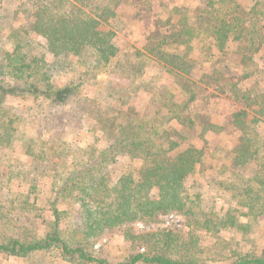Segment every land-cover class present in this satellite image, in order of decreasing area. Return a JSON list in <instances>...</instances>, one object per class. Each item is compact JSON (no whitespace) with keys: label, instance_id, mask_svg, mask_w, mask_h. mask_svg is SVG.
Masks as SVG:
<instances>
[{"label":"trees","instance_id":"1","mask_svg":"<svg viewBox=\"0 0 264 264\" xmlns=\"http://www.w3.org/2000/svg\"><path fill=\"white\" fill-rule=\"evenodd\" d=\"M14 1L0 0V6ZM27 1L32 9L26 27L0 29V264L35 257L53 264H212L198 253L197 233L213 231L215 221L201 210L199 195L194 200L184 196L186 182L204 165L205 150L183 143L186 133L170 124L197 128V140L220 134L223 127L199 120L196 112L185 116L176 111L187 110L207 89L238 106L231 115L238 139L226 153L228 176L219 182L232 194L234 208L218 218L220 227L229 235L248 236L256 225H264V92L255 86L264 64L254 65L257 58L264 60L261 0H254L246 15L234 11L239 0L172 1L158 14L167 20L159 19L160 28L149 32L144 52L137 51L133 63L120 56L110 32L103 30L118 19L125 0ZM36 38L44 41L45 53L36 52ZM188 42L207 47L212 66L222 63L223 70L205 69ZM233 44L237 59L230 56ZM142 58L173 79L149 104L157 110L143 114L132 107L133 98L118 95L113 86L117 77L144 74ZM248 66L253 70L244 76L232 74V67ZM68 75L74 78L61 83ZM178 78L187 83L180 86ZM98 81L103 98L96 93ZM177 95L184 97L183 104ZM26 96L37 103L41 99L49 109L7 105L9 97ZM86 123L93 125V140L82 145L79 130L74 133L71 127ZM121 155L141 166L112 182L108 164ZM16 178L20 182L15 185ZM45 181L46 192L41 190ZM23 185L27 191L15 190ZM63 202L73 213L69 229L61 228ZM168 216L185 220V237L177 240L174 229L158 227ZM139 224L151 229L137 231ZM117 229L130 237L133 253L120 263L97 257L94 247ZM233 254L213 261L264 264V249L254 256Z\"/></svg>","mask_w":264,"mask_h":264},{"label":"rangeland","instance_id":"2","mask_svg":"<svg viewBox=\"0 0 264 264\" xmlns=\"http://www.w3.org/2000/svg\"><path fill=\"white\" fill-rule=\"evenodd\" d=\"M178 2L182 5L188 3L185 0H147L148 3H145L144 0H125L123 6L119 10L118 19L111 26L103 27L105 32H110L109 38L112 43L118 48V53H121L120 56L125 57L127 60H130V63H133L137 58L134 56L137 51L144 52V48L147 44V39L150 36L149 32H155V29L160 28L162 22L159 21L167 20L164 15L158 16L159 13L163 10V7L166 5L167 8H170L173 5V2ZM259 1V0H258ZM194 3H198V0H193ZM262 6H264V0H261ZM254 0H239L237 6L238 10L235 9V13H242L244 15L248 14L252 7L254 6ZM32 7L28 4L27 0H17L5 6V9H2L0 6V29L1 31L6 30L5 32H10V29L20 28L21 26L26 27V17L27 12H30ZM160 22V24H159ZM264 26V23L261 25ZM37 44H34L36 52L41 54L46 52L44 47V41L38 39ZM189 43V42H188ZM190 47L192 46L199 52L197 59L199 62L204 63L205 69L208 68H217L223 70V65H213L211 62V57L207 52V47L199 44L197 42L189 43ZM231 57L232 59H237L238 57L234 55L237 51V47L233 44L230 46ZM207 57L201 58L202 53ZM188 54V53H186ZM129 55L130 57H128ZM258 57V56H257ZM144 60V74H135L130 79L126 77H117L114 79V87L116 92H119L118 95L122 97L130 96L132 99V107H135L136 111L139 113H144L146 111L155 112L157 106L149 107L151 101L157 100L155 95L160 91V87L165 84L171 85L173 79L164 76L162 69L155 63ZM52 57L48 55V60L51 61ZM234 61V60H233ZM259 64L262 66L264 60L256 59L254 65ZM234 69L232 74H237L238 76H244L247 72L253 70L252 66L248 67H232ZM133 71V70H132ZM160 75H163L161 78ZM143 76V77H141ZM67 78H74L73 75L63 76L61 78V83H65ZM141 78L144 81H141ZM256 81L258 92H264V73L260 75ZM177 83L180 86H183L187 83L186 80L178 78L176 79ZM195 80V79H194ZM154 84H151V82ZM250 87L254 85L253 81L245 82ZM96 87V93L98 97L103 98L105 92L100 85L102 83L98 81ZM148 86L149 88H146ZM248 86V87H249ZM173 87V86H170ZM172 89V90H171ZM170 90L176 94L178 92L176 87L170 88ZM180 91V90H179ZM178 94V93H177ZM198 101L194 104H190L189 108L183 109L178 108L176 111L183 112L185 116L188 114L191 115L197 113V118L210 120L214 125L223 127L224 130L218 134L217 132H210L206 135L204 140H197L196 136L198 134L197 128L191 130V125L188 127H180L175 122H171V125H175L178 128V131H182L186 136V139L183 141L185 144H192L194 147L205 150L206 158L204 160V165L200 166L197 169V173L190 177L185 184L184 196L189 199H195L197 195L201 199V210L209 214L212 220L215 221V229L213 231L207 232L205 230H199L198 236L200 237L198 253L205 259L207 262H213L212 264H217L213 260H228L234 256L233 253L237 252L243 255L259 254L264 249V225H256L255 229L252 230L248 236H244L240 233L234 232V235H229L225 230H222L220 227V221L218 218L224 215L226 212L234 208V200L232 194L226 189H223L219 182L223 181L228 173V160L227 154L230 150L234 148L237 142V131L232 124L231 115L237 110L238 106L232 101L224 99L223 96L219 93H214L211 89H207L204 93L198 95ZM154 99V100H153ZM177 103L183 104L185 101L184 97L177 95ZM7 105L10 107H20L25 111L28 109L36 108L40 105V109L36 110L37 112L41 108L47 110L46 103L40 99L38 103L34 98L26 96L24 99H16L14 97H9L7 99ZM149 107V108H148ZM258 109V108H257ZM195 117V119H197ZM205 120V121H206ZM34 125H38L36 122ZM72 132L76 133V130H79L78 138L82 141V145L86 143H91L93 140L91 123H86L80 129L73 128ZM189 128V129H188ZM75 129V130H74ZM65 139L71 141L72 137L70 134H67ZM104 147L107 144H103ZM140 161H132L128 159L127 156L121 155L117 157H111L108 164V174L112 182H115L122 173L125 171L138 169L140 168ZM223 171L220 173V171ZM16 184H19L20 180L18 178L13 181ZM49 187V181H45L41 184V190L46 192ZM28 187L23 185L21 188H15L20 192L27 191ZM61 210L64 212L61 228L69 229L72 227L74 218L73 213L68 209V202H63L60 205ZM41 216L50 217V214L47 212L40 213ZM161 223L158 227H167L172 228L176 231L177 240H180L188 232L185 220L181 217L171 216L163 217ZM42 223V219L39 220V224ZM263 223V222H262ZM137 231H145L151 228L144 227L139 224L136 226ZM154 229V227L152 228ZM224 243H221L223 242ZM230 244L231 247H228ZM94 252L97 257L107 259L112 263H120L125 261L132 253V244L130 237L126 235V232L122 229L114 230L106 240L97 243L94 247ZM3 264H53L50 263L48 259H43L42 257H35L29 260L16 261V260H6L3 259Z\"/></svg>","mask_w":264,"mask_h":264},{"label":"built area","instance_id":"3","mask_svg":"<svg viewBox=\"0 0 264 264\" xmlns=\"http://www.w3.org/2000/svg\"><path fill=\"white\" fill-rule=\"evenodd\" d=\"M174 217V216H171V218Z\"/></svg>","mask_w":264,"mask_h":264}]
</instances>
